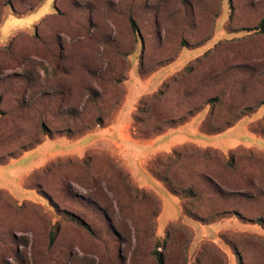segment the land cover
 <instances>
[{
  "label": "rangeland",
  "instance_id": "1",
  "mask_svg": "<svg viewBox=\"0 0 264 264\" xmlns=\"http://www.w3.org/2000/svg\"><path fill=\"white\" fill-rule=\"evenodd\" d=\"M0 98V264H264V0H0Z\"/></svg>",
  "mask_w": 264,
  "mask_h": 264
},
{
  "label": "trees",
  "instance_id": "2",
  "mask_svg": "<svg viewBox=\"0 0 264 264\" xmlns=\"http://www.w3.org/2000/svg\"><path fill=\"white\" fill-rule=\"evenodd\" d=\"M131 24H132V27L134 29V31H138V27L136 25V23L132 20L131 21ZM0 101H1V98H0ZM180 157L181 156V153H175L174 156H167L164 160H159L157 162V164L159 165V167L161 166L164 170H160L157 166V170L159 171H155L156 170V167L153 171L154 175H157V176H160V179L162 181L165 182V184H167V186L169 187L170 191L173 192L174 194H180V195H193V191L191 189H185L183 187H177L176 183L172 180L171 176L168 174L167 172V168L171 167L175 160L174 158L176 157ZM6 157L9 158V160L6 162ZM2 156L0 157V164H7L12 158L15 157V155L13 153H9L7 156ZM71 163V161H70ZM32 173V172H31ZM29 174L31 175L32 178H35L36 180H41L42 184H46L44 182H47L49 183L50 182V169H46L44 170L43 172L41 173H32V174ZM161 174V175H160ZM26 189H34L32 187H29V186H26ZM41 189V187H40ZM36 190V189H34ZM37 192V191H36ZM187 214V213H186ZM188 215V214H187ZM78 223L82 224L83 226H85L88 230L92 231L91 229V226L89 225V223H87L85 220L83 219H80V218H76ZM54 238V233L52 234V239ZM156 257H157V260H158V263L159 264H165V257H164V254L161 252V251H156Z\"/></svg>",
  "mask_w": 264,
  "mask_h": 264
},
{
  "label": "crops",
  "instance_id": "3",
  "mask_svg": "<svg viewBox=\"0 0 264 264\" xmlns=\"http://www.w3.org/2000/svg\"><path fill=\"white\" fill-rule=\"evenodd\" d=\"M128 111H129V109H128ZM128 111L126 110L125 113H121V115L118 117L117 123L113 126L114 127V131L120 130L119 125H123L124 123H127ZM116 134H118L119 137H120L119 133H116ZM7 166H10V165L7 164V165H4V166H1L0 168H4V167H7Z\"/></svg>",
  "mask_w": 264,
  "mask_h": 264
}]
</instances>
